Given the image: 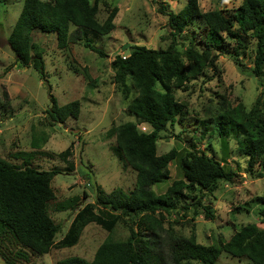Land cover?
I'll return each instance as SVG.
<instances>
[{
	"label": "trees",
	"instance_id": "16d2710c",
	"mask_svg": "<svg viewBox=\"0 0 264 264\" xmlns=\"http://www.w3.org/2000/svg\"><path fill=\"white\" fill-rule=\"evenodd\" d=\"M101 4L107 5L108 0H24L9 36L17 61L23 66H32L45 78L44 57L35 50L32 38L35 30L56 33L58 45L64 49L71 42L85 38L86 46L105 56L86 36L110 34L116 27L119 7L113 6L101 21L98 17ZM166 15L173 38L171 44L165 48L126 46L128 54L116 55L111 62L114 81L136 121L114 125L107 136L115 137L114 151L124 165L136 172L135 187L129 192L98 190L96 201L80 208L66 234L56 241L61 226L51 217L49 203L56 198L52 181L60 170H40L28 164L41 148V140L34 138L35 151L15 154L27 157L22 165L0 156V236L9 234L21 247L45 255L53 248L76 245L85 227L94 222L109 232L94 258L69 256L54 264H217L223 252L246 258L249 264H264V228L257 223L244 224L228 240L219 237L215 243L206 245L197 240L194 229L186 236L175 227L177 221L172 223L167 219L178 208L190 207H194L195 215L202 207L206 218H213V209L203 202V197L214 194L220 181L234 183L238 173L197 148L194 142L188 147H174L158 154L160 133L169 124L172 126L184 119L187 113V104L176 96V90H186L199 75L206 76L210 67L217 68L216 57L212 55L217 47L238 56L248 48L242 37L248 33L256 42L251 72L264 82V0H243L233 13L222 8L204 12L199 0H186L180 11L168 9ZM195 20L203 23L198 33L190 29ZM180 38L187 42V49L177 47ZM84 76L91 78L86 68ZM51 99L50 125L63 123L69 117L78 118L80 100L59 105L55 97ZM207 120L210 134H218L225 147L231 132L241 135L238 147L248 158V171L263 177L264 98H258L251 108L242 101L232 104L224 100ZM140 123H146L151 130L143 131L138 126ZM70 154L71 145L59 156L66 159ZM174 160L183 176L174 180L165 192L158 193L153 186L170 177L169 164ZM186 192L191 194L193 202L183 201L188 196ZM259 215L264 224V206L259 209ZM120 223L129 231L126 238L112 235ZM3 256L6 264H17L14 259Z\"/></svg>",
	"mask_w": 264,
	"mask_h": 264
},
{
	"label": "rangeland",
	"instance_id": "374dc122",
	"mask_svg": "<svg viewBox=\"0 0 264 264\" xmlns=\"http://www.w3.org/2000/svg\"><path fill=\"white\" fill-rule=\"evenodd\" d=\"M242 1L199 0V5L204 12L222 8L233 13ZM185 4L186 0H108L107 5L101 4L98 15L101 21L113 6L119 7L116 27L110 34L95 37L88 33L86 36L92 46L105 52V56L86 46L85 38L71 42L64 49L59 47L56 33L33 31L35 50L43 54L45 61V78H41L32 66H23L17 61L9 42L24 0H0V95L3 98L0 156L22 165L27 157H16L15 154L35 151L32 140H41L40 151L28 160V164L40 170H60L52 181L56 198L49 203L51 217L61 226L56 241L66 234L77 211L96 201L98 190L129 192L135 187L136 172L124 165L114 151L115 137L107 136L114 125L136 121V117L128 112L127 101L114 81L111 62L116 55L128 54L126 46L165 48L171 44L173 38L166 12L168 9L178 12ZM202 28L200 20L193 21L190 26L195 33ZM242 37L248 44L245 52L236 56L230 50L217 47L212 53L217 68L210 67L206 76L199 75L186 90H176V96L187 104V113L184 119L172 126L169 124L158 140V154L174 147L182 149L194 142L197 148L222 160L238 173L234 183L220 181L214 194L203 197V202L213 209V218H206L202 207L196 215L194 207L178 208L177 212L167 215L168 221H177L175 227L182 234L188 236L194 229L197 240L206 245L215 243L219 237L228 240L249 222L264 228L259 215V209L264 206V176L256 177L248 171V158L238 147L240 134L231 132L225 147L218 134H210L207 120L224 100L232 104L242 101L251 108L258 98H264V82L251 72L256 42L248 33ZM176 45L181 50L187 49L183 38ZM84 68L91 78H85ZM52 96L59 105L80 100L78 118L69 117L63 123L50 125L48 109L53 105ZM138 126L146 132L151 130L146 123ZM70 145L71 154L63 159L59 153ZM169 169L170 177L153 186L158 193L165 192L174 180L183 176L176 160L170 162ZM186 194L183 201L193 202L191 194ZM128 234L122 223L112 233L117 238H126ZM108 235V231L92 222L85 227L76 245L53 248L45 255H38L18 245L11 235L4 234L0 236V264H6L3 254L17 264H54L69 256L92 260ZM217 264L249 262L246 258L223 252Z\"/></svg>",
	"mask_w": 264,
	"mask_h": 264
}]
</instances>
